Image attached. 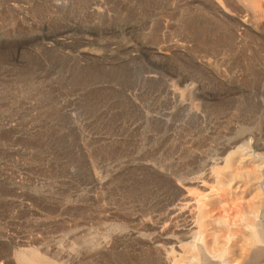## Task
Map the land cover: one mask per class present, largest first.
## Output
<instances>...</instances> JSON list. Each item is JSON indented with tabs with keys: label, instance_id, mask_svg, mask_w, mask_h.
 <instances>
[{
	"label": "rangeland",
	"instance_id": "1",
	"mask_svg": "<svg viewBox=\"0 0 264 264\" xmlns=\"http://www.w3.org/2000/svg\"><path fill=\"white\" fill-rule=\"evenodd\" d=\"M260 1L0 0V264H160L165 180L264 139Z\"/></svg>",
	"mask_w": 264,
	"mask_h": 264
},
{
	"label": "bare ground",
	"instance_id": "2",
	"mask_svg": "<svg viewBox=\"0 0 264 264\" xmlns=\"http://www.w3.org/2000/svg\"><path fill=\"white\" fill-rule=\"evenodd\" d=\"M244 1L262 6L260 0ZM257 135L214 152L177 184L164 179L171 194L157 219L160 264H264V153L258 152L264 139L259 143ZM33 259L54 264L39 255Z\"/></svg>",
	"mask_w": 264,
	"mask_h": 264
}]
</instances>
